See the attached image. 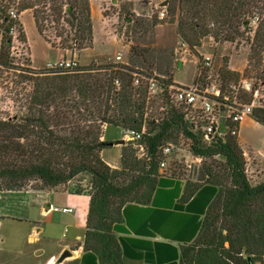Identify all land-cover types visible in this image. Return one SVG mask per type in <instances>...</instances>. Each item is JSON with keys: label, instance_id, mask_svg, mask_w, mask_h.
<instances>
[{"label": "trees", "instance_id": "obj_1", "mask_svg": "<svg viewBox=\"0 0 264 264\" xmlns=\"http://www.w3.org/2000/svg\"><path fill=\"white\" fill-rule=\"evenodd\" d=\"M90 1L18 0L9 6L10 0H0V67L13 69L11 28L18 27L20 39L27 44L22 24L8 14L11 7L16 5L19 16L30 11L38 34L52 48L57 45L45 34L46 25H53L61 41L59 48L80 51L93 43ZM160 1L167 2L164 20L157 15L151 19L132 12L124 15L126 29L135 34L126 64L80 67L75 63L72 69L46 70L33 83L26 114L0 119V192H19L33 181L55 188L89 176L80 264H101L106 253L116 264L122 253L128 255L125 238L116 237L128 232L123 226L125 208L153 204L160 188L175 181L180 185L173 198L177 202L167 210L183 214L180 226H186L184 232L190 233V239L178 248L160 243L164 249L160 264H260L264 257V180L250 184L243 151L235 140L199 145L173 108L161 121L149 119L146 91L133 86V80L135 74L153 77L157 72L170 77L166 87L173 84L172 71L179 65L172 52L145 44L150 32L164 21L175 24L179 38L195 49L209 36L234 42L243 35L242 29L251 32L250 20L257 19L248 61L259 66L264 61V0ZM224 72L238 76L227 69ZM253 116L264 127V109H256ZM144 125L150 159L137 161L131 149L122 147L119 165L112 169L101 157L104 149L114 145L102 139L104 129L141 131ZM179 135L189 138L190 150L203 159L198 183L160 177V146L176 141Z\"/></svg>", "mask_w": 264, "mask_h": 264}, {"label": "rangeland", "instance_id": "obj_2", "mask_svg": "<svg viewBox=\"0 0 264 264\" xmlns=\"http://www.w3.org/2000/svg\"><path fill=\"white\" fill-rule=\"evenodd\" d=\"M92 1L94 0L90 2ZM14 2L17 5L18 0H10V4L5 3L12 6ZM161 3L162 1L160 0H138L131 3L99 0L94 1L92 5L90 4L94 13L97 14L94 21L95 32L98 37H102L101 40L107 43V46H104L106 48L101 47L102 52H106L104 59L102 58L103 60H101L102 64L92 61L90 52L79 56L82 50L79 51L75 48L63 50L59 48L61 41L55 37L53 25H46L45 34L52 43L55 42L57 45L52 48L38 34L30 11L23 13L20 18L18 15L16 19L24 28L27 44L20 39L18 27H13L15 39L12 37L10 50V61L13 69L8 70L0 67V119L20 118L26 114L33 83L36 77L43 76V73L48 69L46 67L48 63L53 64L60 59L76 63L80 67H83L80 64L84 66L92 64L98 66L126 64L128 62L129 48L134 44L132 39L135 34H133L132 29L130 31L126 29V24L123 20L124 15L127 12H132L136 17L147 19L157 15V19L160 20L159 14L161 11H165L166 8L161 7ZM16 5L11 7L10 10H15ZM242 31L243 35L236 38L234 42H223L221 37L218 41H215L213 37L209 36L201 41L199 48L192 49L195 55L210 56L212 58L213 72H218L226 83L236 81L241 74L258 78L262 77L261 74L264 73V61L259 66L248 61L250 47L253 43L252 31L248 33L244 29ZM1 39L2 35L0 32V41ZM146 40L145 44L148 46L151 45L172 52L173 61L176 64L175 48L182 39L176 33L175 24L164 21L163 24H159L150 32ZM139 43L142 44V42ZM117 55L121 56V60H116L115 56ZM196 69V65L192 63H188L183 67L175 66L171 76L173 83L175 81L186 85L193 83ZM224 69L232 71L238 76L228 75L224 72ZM139 71L146 73L145 70L140 68ZM200 71L204 72L202 69ZM153 77H161L165 82L170 80L169 76L161 75L157 72L154 73ZM169 109L170 106L166 97L162 99L156 97L150 102L146 111L149 119L161 121L165 118ZM242 136L244 138L243 144L261 145L264 130L249 123L244 127ZM102 139H105L108 143H114L113 146L104 149L101 154L102 159L110 165L118 167L122 147L131 149L126 143L119 144V141H122L121 129L109 126L104 129ZM173 143H176L180 150L175 151L171 156L170 168L168 170H160V177L198 183L197 179L203 171L202 162L199 166L196 163H191L190 167L186 165V161L192 160V157L188 154L191 145L190 141L179 135L178 139ZM205 162L209 164L210 160L206 159ZM254 175L247 173L251 185L260 183L255 180ZM179 187L180 185L177 182L172 181L168 187L160 188L158 194L156 204H160V209L163 208L162 210L165 213L163 231L165 230L166 232H174L177 225L184 222L183 217L178 213L172 212L174 214H171L167 210L172 206L173 202H177L173 198L178 193ZM87 191L90 192V179L89 176L82 175L65 185L55 188H44L40 182L33 181L19 192H0V264H38L31 254L35 246H32L27 240L33 222L38 223L39 227L43 229L42 238L44 237L50 241L47 245L48 252L46 254L58 248L59 244L68 242V240L76 236H82L84 220L88 210V196L76 193ZM48 206L51 209L46 217L42 213V208L46 209ZM63 207L71 208L73 212L64 214L59 211ZM144 211L137 210L130 220L139 222L146 215L143 214L145 213ZM66 230L67 232L65 233ZM67 258L64 260H67Z\"/></svg>", "mask_w": 264, "mask_h": 264}, {"label": "built area", "instance_id": "obj_3", "mask_svg": "<svg viewBox=\"0 0 264 264\" xmlns=\"http://www.w3.org/2000/svg\"><path fill=\"white\" fill-rule=\"evenodd\" d=\"M8 14L12 19H16L18 16L14 9H11ZM159 18L160 20L165 18V11L160 12ZM257 25V19H253L249 23L253 36ZM9 36L11 40L12 37L15 39L13 28L10 29ZM175 56V62L180 67L188 63L196 65L194 82L186 85L175 81V84L166 87L165 81L161 77H145L135 74L133 86H141L145 89L147 107L156 97H160V99L166 97L170 108L181 114L187 130L197 137L199 145L211 146L217 141L225 142L229 138L238 144L237 139L242 125L248 120H254L253 115L256 109H264V77H247L241 74L236 81L226 83L218 72H213L212 58L208 55H195L192 48L183 40L178 42ZM115 58L121 60L120 55ZM74 66L75 63L60 59L53 64L46 65L47 70L71 69ZM201 69L204 70L203 73L200 71ZM116 86H119L117 81ZM145 134V125L141 131L130 128L121 129L122 141L131 147L137 161L150 159L144 138ZM187 140L190 141L189 138ZM161 145L159 171L168 170L172 162L171 156L175 151L180 150L173 142ZM188 154L192 157L191 161L185 160L188 167L191 166V163H196L198 166L201 164L203 160L201 157L195 156L191 150L188 151ZM59 211L64 214L73 212L68 207L60 208Z\"/></svg>", "mask_w": 264, "mask_h": 264}, {"label": "crops", "instance_id": "obj_4", "mask_svg": "<svg viewBox=\"0 0 264 264\" xmlns=\"http://www.w3.org/2000/svg\"><path fill=\"white\" fill-rule=\"evenodd\" d=\"M94 1H99V0H94ZM94 1L90 2V4L92 5ZM91 12H92V25H93V43L90 48L83 49L80 52L79 56H81V54L83 53L90 52L91 54L90 58H92V61L101 63V60H103L104 59L103 57H105L106 55V52H102L101 47L106 48L104 46H107V43L106 41L101 40L102 37L100 36L98 37V34H96L94 21L95 18L97 17V14L94 13L92 8H91ZM21 15L19 16V18L21 17ZM97 49H99L100 51ZM31 62L33 65L32 58H31ZM78 63L80 64L79 60ZM80 65L84 66L82 64ZM33 68L35 67L33 66ZM249 123L253 124L257 128H262L264 130V127L256 123L254 120H248L242 125L237 142H238V146L243 151V155L246 161V166H245L246 174L248 172L250 174H255L254 175V178H256L255 180L261 182L264 180V137L262 138L263 140L261 145L243 144L244 138L242 136V131L244 127ZM107 164L113 168L117 167L110 165L109 163ZM183 188L181 194H183ZM82 195L88 196L87 198H88V207H89V201H90L89 192L88 191L84 192L82 193ZM157 198L158 195H156L154 199V203L147 206L132 204V205H128L125 208L123 226L127 228L128 232L117 233L116 237L117 239L119 237L125 238L124 245L126 247V252L128 255L125 256L122 253L121 258L116 262V264H160L162 262L160 261V256L164 254L163 253L164 249L160 247V243H168L178 248L179 245H182L184 243V241L190 239V233L184 232V229H186L185 225H183L182 227L180 225H177V228L176 230H174V232L171 231L166 232L165 230L163 231L165 213L164 211H161L160 204H156ZM50 209H51L50 206H48V208L46 209H44L43 207L42 208L43 215L47 217L48 211ZM137 210H143V211L145 210L144 211L145 213L143 214L146 215L143 216L139 222L136 221L132 222L130 219ZM170 212L171 214H174L172 213V211ZM177 213L180 216L183 215L179 212ZM86 217L87 214L84 220L83 235L76 236L75 238L68 240V242L59 244L58 248L51 250L49 254L46 253L48 252L47 245L50 241L49 239H46L44 237L42 238L44 234L43 229L39 227L38 223L33 222L27 240L32 246L33 245L35 246V248H33L31 251L34 260H36L38 264H54L55 263L54 261L57 260V258L63 251H69L71 253V256L68 257L67 260H63L59 264H80L82 255L84 254V235L86 229L85 227ZM66 232L67 230L65 231V233ZM119 246L120 249L122 250V246L120 242H119ZM101 261H102L101 264H115L111 262V260L108 258L107 253L106 255L103 256V258H101ZM176 263L179 264L178 261ZM260 264H264V257L262 258Z\"/></svg>", "mask_w": 264, "mask_h": 264}, {"label": "water", "instance_id": "obj_5", "mask_svg": "<svg viewBox=\"0 0 264 264\" xmlns=\"http://www.w3.org/2000/svg\"><path fill=\"white\" fill-rule=\"evenodd\" d=\"M160 5H161V7H166L167 2L164 1V2H162ZM119 144H123V141H119ZM70 256H71V253H70L69 251H63V252L60 254V256L57 258V260L55 261L54 264H59V263H61L65 258L70 257Z\"/></svg>", "mask_w": 264, "mask_h": 264}, {"label": "bare ground", "instance_id": "obj_6", "mask_svg": "<svg viewBox=\"0 0 264 264\" xmlns=\"http://www.w3.org/2000/svg\"><path fill=\"white\" fill-rule=\"evenodd\" d=\"M55 262V261H54Z\"/></svg>", "mask_w": 264, "mask_h": 264}]
</instances>
